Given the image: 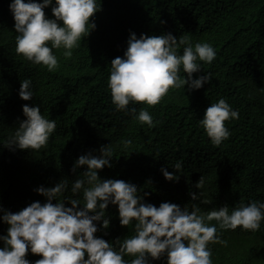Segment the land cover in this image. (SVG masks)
<instances>
[{
    "label": "trees",
    "instance_id": "trees-1",
    "mask_svg": "<svg viewBox=\"0 0 264 264\" xmlns=\"http://www.w3.org/2000/svg\"><path fill=\"white\" fill-rule=\"evenodd\" d=\"M12 2L0 0V236H6L9 227L2 220L4 212L47 202L36 191L41 186L51 188L67 180L69 190L59 199L65 207H71L68 198L82 200V193L73 196L70 188L87 168L73 172V167L80 156H99L101 147L109 144L111 167L98 171L100 180L135 185L143 203L159 207L167 202L189 211L195 204L201 212L223 206L231 211L241 202L264 203V0H96L99 10L90 20L95 29L81 38L70 58L63 56V48L53 49L59 66L52 72L16 54ZM52 7L55 0L44 9L49 19H55ZM133 33L138 39L142 34L171 33L177 39L186 35L193 47L209 43L215 59L210 64L198 61L202 71L193 79L210 75V82L200 89H171L155 107L130 103L127 110L117 111L107 81L112 60L123 58ZM183 47L178 49L181 55ZM180 76L187 78L182 68ZM25 79L31 80L29 101L19 97ZM220 99L239 118L225 122L229 138L214 146L200 121ZM25 104L40 107L45 118L56 121L47 146L39 151L6 146L26 119ZM141 108L153 117V127L135 119ZM123 140L132 141L128 149ZM178 161L179 172L174 167ZM161 169L179 179L166 180ZM201 176L205 183L197 189ZM190 194L198 199L193 201ZM104 218L109 227L95 222V236L114 248L117 240L134 234L135 222L121 226L117 205L109 204ZM218 235L227 244L208 245L212 264H264V220L258 231L237 228ZM41 258L30 249L26 255L29 264ZM124 259L130 264L133 257ZM147 264H167V254L158 260L148 257Z\"/></svg>",
    "mask_w": 264,
    "mask_h": 264
},
{
    "label": "clouds",
    "instance_id": "clouds-1",
    "mask_svg": "<svg viewBox=\"0 0 264 264\" xmlns=\"http://www.w3.org/2000/svg\"><path fill=\"white\" fill-rule=\"evenodd\" d=\"M52 2L13 0L10 4L17 33L16 54L46 67L49 72L59 66L53 49L63 48V56L70 58L81 38L88 37L95 29L96 25L90 20L99 10L96 0H55V7H52L55 19H49L44 9ZM127 44L123 58L112 60L107 81L117 111L127 110L130 103L155 107L171 89L186 85L189 90L200 89L211 80L210 75L193 79L194 73L202 71L199 62L210 64L215 59V50L209 43H196L193 47L186 35L177 39L171 33L142 34L138 39L133 33ZM181 46H184L182 55L178 53ZM181 68L187 78L180 76ZM30 86L31 80L21 81V100L33 98ZM22 111L26 119L8 138L6 146L39 151L47 146L56 129V121L45 118L40 107L25 104ZM131 112L136 114L137 110L132 108ZM238 118L239 113L233 111L225 99H220L206 109L200 125L211 143L219 146L230 135L225 122ZM135 119L154 126L153 117L144 108ZM121 143L128 149L132 141ZM112 158L111 144L102 146L99 156L89 154L78 158L73 172L84 166L87 171L71 184L73 196L82 193L83 197L82 200L68 198L71 207H65L64 199H59L69 190V182L62 180L55 187L36 189L39 195L47 198L46 203L37 201L16 213L4 212L2 220L9 227L7 235L0 236L4 243L0 248V264H29L26 259L29 249L33 255L42 257L35 264H128L125 256L133 257L130 264H147L148 257L158 260L165 253L167 264H212L208 245L227 244L220 239L218 231L237 228L258 231L264 220V203L257 201L247 205L241 202L231 211L223 206L208 212H201L195 204L189 211L187 207L182 210L167 202L159 207L143 203L135 185L123 180H100L98 171L111 167ZM174 167L179 172L182 162H176ZM161 171L168 181L179 179L164 169ZM204 183L201 176L195 187L201 189ZM190 195L193 201L198 199L196 194ZM109 204L118 206L122 227L135 222L134 234L122 242L117 240L118 248L95 236L98 231L95 222L103 221L102 227H109V220L104 218ZM80 205L82 207H78ZM213 221L216 224H212Z\"/></svg>",
    "mask_w": 264,
    "mask_h": 264
}]
</instances>
